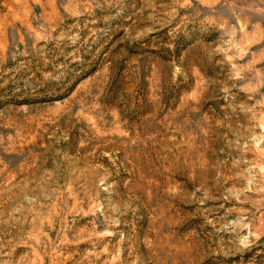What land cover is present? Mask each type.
<instances>
[{
	"label": "rangeland",
	"instance_id": "rangeland-1",
	"mask_svg": "<svg viewBox=\"0 0 264 264\" xmlns=\"http://www.w3.org/2000/svg\"><path fill=\"white\" fill-rule=\"evenodd\" d=\"M0 264H264V0H0Z\"/></svg>",
	"mask_w": 264,
	"mask_h": 264
}]
</instances>
